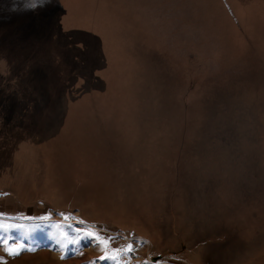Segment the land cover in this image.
I'll use <instances>...</instances> for the list:
<instances>
[{"label": "rangeland", "instance_id": "obj_1", "mask_svg": "<svg viewBox=\"0 0 264 264\" xmlns=\"http://www.w3.org/2000/svg\"><path fill=\"white\" fill-rule=\"evenodd\" d=\"M59 2L103 61L0 27V193L51 212L0 264H264V0Z\"/></svg>", "mask_w": 264, "mask_h": 264}, {"label": "trees", "instance_id": "obj_2", "mask_svg": "<svg viewBox=\"0 0 264 264\" xmlns=\"http://www.w3.org/2000/svg\"><path fill=\"white\" fill-rule=\"evenodd\" d=\"M58 1L42 0V2L37 3L33 7L28 5L27 0H0V18H7V21L1 24L0 27L12 29L16 33L23 35V43H15L13 46H27L21 49L28 50L26 52L24 50V52L29 55V60L46 57L47 55L40 48L47 46L49 42L57 44L61 36L63 35L64 39L65 35V37H69V40L72 39L68 42V45L75 52L77 49L87 51L85 57H82L80 53L72 56L73 61L89 63L90 60L95 59L98 51L101 53H99V59L103 61L101 41L91 43L87 39L94 35L93 33L81 30L82 28H73L74 30L70 31L62 27L61 17L65 8ZM93 70H91V74Z\"/></svg>", "mask_w": 264, "mask_h": 264}, {"label": "crops", "instance_id": "obj_3", "mask_svg": "<svg viewBox=\"0 0 264 264\" xmlns=\"http://www.w3.org/2000/svg\"><path fill=\"white\" fill-rule=\"evenodd\" d=\"M7 202V197L4 193H0V253L4 254L5 256H19L25 257L26 254L35 250V246H37V241L39 240V234L37 230H23L22 224L26 222L27 218L36 217L37 215L43 216H51V212L49 209L38 206H21L19 209L18 205L16 208L7 209L5 205ZM2 208V209H1ZM16 214L17 217L10 219L8 221V217H13ZM10 217V218H11ZM65 236V234H63ZM146 240L147 246H143L137 251H130L127 250L130 254H134L137 256V259H142L139 261V264H162L161 261L152 262L150 260V242L149 240L139 235ZM32 239H36L31 242ZM36 241V242H35ZM39 243V242H38ZM70 244H63L62 249H69ZM131 246V244H128ZM148 247V248H147ZM24 251V253H22ZM127 251H124L126 254ZM12 252H16L17 254L13 255ZM134 258V257H132ZM135 259V258H134ZM147 259V260H145Z\"/></svg>", "mask_w": 264, "mask_h": 264}, {"label": "built area", "instance_id": "obj_4", "mask_svg": "<svg viewBox=\"0 0 264 264\" xmlns=\"http://www.w3.org/2000/svg\"><path fill=\"white\" fill-rule=\"evenodd\" d=\"M126 242L131 244L133 251H137L143 246H147L146 240L139 235H125L124 233H117Z\"/></svg>", "mask_w": 264, "mask_h": 264}, {"label": "snow or ice", "instance_id": "obj_5", "mask_svg": "<svg viewBox=\"0 0 264 264\" xmlns=\"http://www.w3.org/2000/svg\"><path fill=\"white\" fill-rule=\"evenodd\" d=\"M40 2H42V0H27L28 5H29V6H33V7H34L37 3H40ZM37 219H39V218H37ZM57 227H59V226H57ZM129 251H132L131 246H129ZM12 254L15 255V254H17V253H16V252H12Z\"/></svg>", "mask_w": 264, "mask_h": 264}, {"label": "bare ground", "instance_id": "obj_6", "mask_svg": "<svg viewBox=\"0 0 264 264\" xmlns=\"http://www.w3.org/2000/svg\"><path fill=\"white\" fill-rule=\"evenodd\" d=\"M148 248V247H147Z\"/></svg>", "mask_w": 264, "mask_h": 264}]
</instances>
